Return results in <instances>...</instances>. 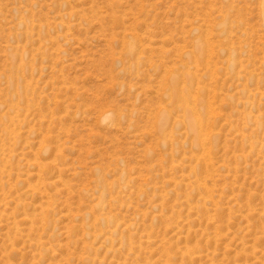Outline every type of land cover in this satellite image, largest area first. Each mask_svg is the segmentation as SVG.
I'll return each mask as SVG.
<instances>
[{
	"label": "rangeland",
	"instance_id": "obj_1",
	"mask_svg": "<svg viewBox=\"0 0 264 264\" xmlns=\"http://www.w3.org/2000/svg\"><path fill=\"white\" fill-rule=\"evenodd\" d=\"M0 264H264L261 0H0Z\"/></svg>",
	"mask_w": 264,
	"mask_h": 264
},
{
	"label": "bare ground",
	"instance_id": "obj_2",
	"mask_svg": "<svg viewBox=\"0 0 264 264\" xmlns=\"http://www.w3.org/2000/svg\"><path fill=\"white\" fill-rule=\"evenodd\" d=\"M261 11H262V14L264 15V0H261ZM133 47H134V45L131 44V48H133ZM17 58H18V56H17ZM20 78H21V76H20ZM190 78H191L190 74H185V75H183L182 80H184V82H186V84H187V82H190V80H191ZM21 80H22V78H21ZM181 83H182V81H181ZM187 86L188 85H186L185 88H181L180 87V81L177 79L172 82V95H174V97H178V98L180 97L181 106H182V108L186 109V112L188 111L189 101L192 98L191 92ZM165 119H166V117H163V119H161L160 122H157V126L161 127L160 124H162L164 122L163 120H165ZM201 119H202V116H200L199 113H197L196 116L188 115L187 117H185V122H187V124L191 128V131H192L193 137H194V142L196 144L201 143V141H202V139H201L202 134H201V129H200ZM250 142H251V140H250Z\"/></svg>",
	"mask_w": 264,
	"mask_h": 264
}]
</instances>
